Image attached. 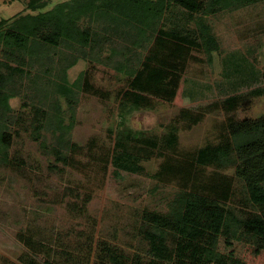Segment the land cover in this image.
I'll return each mask as SVG.
<instances>
[{"label":"trees","instance_id":"obj_1","mask_svg":"<svg viewBox=\"0 0 264 264\" xmlns=\"http://www.w3.org/2000/svg\"><path fill=\"white\" fill-rule=\"evenodd\" d=\"M49 1L30 0V12L0 20V55L5 56V60L0 59V166L16 163L9 154L11 128L23 118L9 112L11 99L17 97V79L29 76L36 62L59 63L53 84L55 92L66 100L72 121L77 90L92 91L93 87L88 71L70 83L68 70L80 58L106 64L113 61L119 72L127 74V79L117 93L119 121L109 127L114 145L107 151L100 150V159L111 163L115 171L142 173L144 161L162 158L154 177L160 182L175 179L179 188L167 213L149 211L143 215L148 226L144 237L149 258L144 261L138 256L132 264H228L227 257L217 250L221 235L264 247V216H240L236 208L228 205L235 195L234 178L242 182L247 193L250 191L253 203H264V114L243 120L233 115L253 97L264 96V68L257 69L247 54L233 52L225 58L224 66L227 77L239 74L235 91L246 84L258 86L246 93L230 94L196 111L182 108L162 133L135 129L129 124L134 112L152 105L151 97L167 101L176 98L192 50L202 49L210 58L220 50L212 27L203 21L205 17L264 0H66L44 10ZM172 4L182 8V18L167 27V11ZM191 20L196 23L194 29L187 27ZM133 47L141 48L144 54L127 56ZM105 51L108 53L104 58L101 55ZM120 54L126 55L128 67L124 61L114 59ZM13 61L17 64L13 65ZM52 69L54 66H48L44 72L50 73ZM212 106L227 114L219 141L176 159L180 126L197 125ZM35 109L29 132L43 151L54 157L50 169H57L58 163H79L76 156L84 147L72 140V122L66 123V111L59 101L52 104L51 111ZM49 130L53 137L50 143L44 136ZM233 167L232 178L219 172ZM209 168L215 172L208 178L205 175ZM109 259L110 264H127L125 256L114 251Z\"/></svg>","mask_w":264,"mask_h":264},{"label":"rangeland","instance_id":"obj_2","mask_svg":"<svg viewBox=\"0 0 264 264\" xmlns=\"http://www.w3.org/2000/svg\"><path fill=\"white\" fill-rule=\"evenodd\" d=\"M29 1L0 0V20L27 14L30 12ZM63 1L66 0H50L44 10ZM181 12L180 6L170 5L166 26L178 20ZM203 21L212 27L220 50L211 58L202 49L192 50L176 98L167 101L151 97L150 107L130 116L129 124L135 129L162 133L182 108L196 111L230 94L246 93L258 86L246 84L235 91L239 74L227 77L224 60L233 52L247 54L254 66L263 70L264 1L227 9L209 15ZM187 27L196 28L195 21L191 20ZM140 52L144 54V50L137 47L126 55L133 57ZM107 53L105 51L101 56L105 58ZM125 56L120 54L114 59L125 62ZM0 59L5 60V56L0 55ZM50 62H36L29 76L17 79V97L10 101L9 114L23 119L11 128L9 154L11 161L16 163L0 166V264H110L111 251L124 255L127 264H132L138 256L148 260L149 246L144 237L148 226L143 215L149 211L167 213L179 188L175 179L160 182L154 177L162 158L144 161L142 173L115 171L111 163L106 164L100 159V150L107 151L114 145L109 127L112 122L119 121L117 93L125 87L127 74L119 72L113 61L106 64L80 58L68 70V79L74 83L82 72L88 71L93 90H77L78 101L71 121L67 102L55 92L53 84L56 70L61 65ZM12 64L17 63L13 61ZM126 64L128 67L129 63ZM48 66H54V69L45 73ZM56 100L66 111V123L72 122V140L84 148L76 156L79 163L74 166L58 163L57 169L51 170L54 157L46 154L39 142L31 137L29 121L36 107L51 111ZM263 114L264 96H260L244 103L233 115L237 120H243ZM226 117L222 108L212 106L197 125L186 127L182 124L175 158L182 159L188 152L208 143H217ZM44 136L48 143L52 142L50 130L44 132ZM214 172L209 168L205 176L212 177ZM219 172L231 178L235 174L234 167ZM233 183L235 195L228 205L236 208L240 216L252 213L264 216V203H253L249 198L250 191L247 193L237 178ZM217 250L227 257L228 264H264V247L249 240L221 235Z\"/></svg>","mask_w":264,"mask_h":264},{"label":"crops","instance_id":"obj_3","mask_svg":"<svg viewBox=\"0 0 264 264\" xmlns=\"http://www.w3.org/2000/svg\"><path fill=\"white\" fill-rule=\"evenodd\" d=\"M136 49V47H133V50H135Z\"/></svg>","mask_w":264,"mask_h":264}]
</instances>
